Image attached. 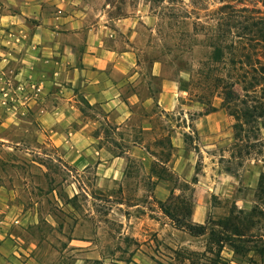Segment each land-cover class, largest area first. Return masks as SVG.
<instances>
[{"label":"rangeland","instance_id":"1","mask_svg":"<svg viewBox=\"0 0 264 264\" xmlns=\"http://www.w3.org/2000/svg\"><path fill=\"white\" fill-rule=\"evenodd\" d=\"M104 2L110 19L139 9L154 17L136 30L142 80L125 95L139 102L122 116L61 86L44 92L42 66L24 67L0 46V264H264L254 248L264 245V92L247 99L235 88L262 114L244 135L257 134L260 149L240 155V104L225 110L215 81L234 67L212 64L201 43V25L220 4L193 12L189 0ZM251 63L239 73H251ZM162 79L178 89L167 104ZM46 113H57L50 127ZM88 120L99 139L73 138ZM162 210L204 234L176 228ZM233 229L242 236L220 241Z\"/></svg>","mask_w":264,"mask_h":264},{"label":"crops","instance_id":"2","mask_svg":"<svg viewBox=\"0 0 264 264\" xmlns=\"http://www.w3.org/2000/svg\"><path fill=\"white\" fill-rule=\"evenodd\" d=\"M109 8L104 0H0V46L18 54L24 67L42 66L45 76L38 83L44 92L61 86L64 93L82 95L91 107L122 116L129 105L139 102L136 92L125 95L142 80L136 30L140 24L151 28L154 17L139 9L132 16L110 19ZM151 75L157 78L161 73L155 68ZM161 82L160 100L167 104L178 89L172 81ZM56 115H43L45 127ZM94 124L88 120L73 130L71 140L82 133L85 140L99 139L89 134ZM78 163L88 165L84 159Z\"/></svg>","mask_w":264,"mask_h":264},{"label":"trees","instance_id":"3","mask_svg":"<svg viewBox=\"0 0 264 264\" xmlns=\"http://www.w3.org/2000/svg\"><path fill=\"white\" fill-rule=\"evenodd\" d=\"M217 1L220 6L214 11L213 17L206 25H201L200 31L203 32L201 43L209 49L208 58L212 64H221L223 70L226 69L227 64L234 67L232 73L227 71V74L216 76L215 81L223 95V108L228 110L231 105L237 103L241 107L240 115L236 116L237 123L233 126L235 129L233 148L237 149L240 155L251 154L256 148L260 149L261 140L257 134H252L250 142V137L244 136L245 131L251 128L262 114H258V108L252 105V102L256 103L255 101L249 100L248 104L246 100H240L235 88L239 86L243 98L247 99L255 98L264 92V0ZM189 2L195 12L201 10L207 0H189ZM175 9H177L176 6L172 10V15L176 18L178 10ZM253 56H257L258 66L253 65ZM248 61H252L251 73L250 71L239 73L243 66H247ZM86 105L89 106L87 102ZM95 135L97 136L96 133ZM230 159H234V154L230 155ZM195 181L194 178L193 183ZM263 182L264 174H261L259 186H262ZM162 211L174 222L175 218L170 214L171 212ZM174 223L176 228L185 229L194 236L203 235L205 232V226L177 220ZM235 229L230 236L219 237L220 241L228 242L234 237L242 236ZM254 248H257L255 250L257 253L264 254V245L254 246Z\"/></svg>","mask_w":264,"mask_h":264},{"label":"built area","instance_id":"4","mask_svg":"<svg viewBox=\"0 0 264 264\" xmlns=\"http://www.w3.org/2000/svg\"><path fill=\"white\" fill-rule=\"evenodd\" d=\"M59 13V12H58Z\"/></svg>","mask_w":264,"mask_h":264}]
</instances>
